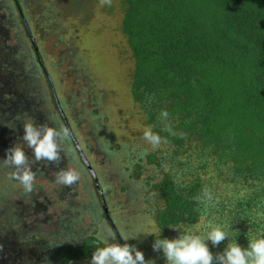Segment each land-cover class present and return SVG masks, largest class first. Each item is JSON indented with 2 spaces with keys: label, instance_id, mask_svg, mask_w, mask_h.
I'll return each mask as SVG.
<instances>
[{
  "label": "trees",
  "instance_id": "1",
  "mask_svg": "<svg viewBox=\"0 0 264 264\" xmlns=\"http://www.w3.org/2000/svg\"><path fill=\"white\" fill-rule=\"evenodd\" d=\"M27 5L0 2L6 11L0 13V52L19 50L36 71L41 49ZM121 6V31L135 61L130 96L165 147L159 161L148 156L160 173L150 184L157 196L149 212L156 233L141 250L145 259L166 264L162 251L153 250L155 238L173 239L185 229L204 235L210 221L228 234L219 246L206 241L214 255L234 240L246 248L249 239L264 235V0H121ZM45 16L50 20L51 11ZM8 39L15 45H5ZM31 76V84L39 82ZM9 99L1 88L0 110L7 117ZM162 110L167 121L160 119ZM165 123L171 132L163 130ZM105 140L108 161L124 165L129 151L111 137ZM26 155L34 175L48 177L33 154ZM205 190L212 200L201 202ZM133 236L137 232L127 235ZM135 240L123 239L142 245ZM102 246L92 236L75 245L59 243L58 261H89Z\"/></svg>",
  "mask_w": 264,
  "mask_h": 264
},
{
  "label": "rangeland",
  "instance_id": "2",
  "mask_svg": "<svg viewBox=\"0 0 264 264\" xmlns=\"http://www.w3.org/2000/svg\"><path fill=\"white\" fill-rule=\"evenodd\" d=\"M25 1L29 2L27 12L35 18L32 28L38 35L41 49V58L35 61H43L60 100L66 102L72 121L77 122L75 136L90 146L91 156L87 159L93 163L94 170L101 173L107 208L120 234L127 239L128 234L137 232L136 240L142 244L137 247L146 251L150 236L156 233L149 212L157 196L150 184L157 182L159 177L156 175L160 173L156 165L148 162V156L157 155L159 161L165 147L162 140L155 149L144 140L143 132L149 125L130 96L135 61L121 31V0H111L110 4L101 0ZM48 11L52 13L50 20L45 16ZM5 12L4 9L0 11L1 14ZM13 36L12 29L10 38ZM5 43L14 46L15 40L8 39ZM3 52H0V91L13 80L3 76L17 72L19 77L11 82L10 92L5 91L9 100L16 101L13 96L21 94L24 71L31 72V63L19 50ZM37 81L41 90L30 89L29 93L37 115L26 117L29 112H23L25 107L21 103L10 102V108L15 109L11 117L18 122L22 118L23 124L32 122L40 127V114L48 108L50 112L54 110V103L46 77L43 75ZM20 112H23L22 116ZM0 119H4L1 110ZM15 122L13 119L0 121V132L3 133L0 136L3 139L0 143V264H60L54 258V240L77 244L92 236L102 242L105 238L118 242L106 217L104 221L101 219L102 209L94 189L83 188L86 173L79 156L80 160L66 162L65 168H59L72 169L80 176L62 197L60 189L63 185L57 184L55 175L51 174L50 177L34 175L33 190L25 192L10 172L11 166L3 161L7 150L16 144L12 141L19 131ZM105 136L111 137L118 149L129 151V157H123L124 165L111 163L105 154L99 153L102 146L104 150L109 147ZM61 150L63 154L70 151L66 142L62 143ZM132 161L139 166L132 165ZM41 164L36 165L37 168ZM32 237L37 242H45V247L51 250L50 255L41 252H46L44 247L41 251L30 244L28 247L27 241ZM90 261L70 264H90Z\"/></svg>",
  "mask_w": 264,
  "mask_h": 264
},
{
  "label": "clouds",
  "instance_id": "3",
  "mask_svg": "<svg viewBox=\"0 0 264 264\" xmlns=\"http://www.w3.org/2000/svg\"><path fill=\"white\" fill-rule=\"evenodd\" d=\"M102 3L110 4L111 0H101ZM44 70V75L48 82L50 75ZM47 82V83H48ZM53 84V80H52ZM54 86V85H53ZM168 112L162 110L160 119L167 121ZM24 135L22 140L28 148L33 150V157L36 161L46 160L51 164H58L61 161V141H67L70 130L61 126L59 129L41 125L37 127L32 122L23 124ZM164 131L171 132V126L165 123ZM143 138L153 149L161 144V137L148 127L143 132ZM4 163L16 169L15 178L23 185L25 192L33 190L34 173L31 170L29 160L25 151L18 143L14 144L6 152ZM77 171L72 169H60L56 176L57 184L71 187L79 180ZM212 200L208 190L204 191L201 202ZM208 205L205 204L207 209ZM206 234H196L187 229L173 239L155 238L152 245L154 251H162L166 258V264H264V235L249 239L246 248L240 246L236 240L228 242L222 252L215 255L209 249L206 241H210L213 246H219L228 234L223 230V226L209 222ZM138 236V235H137ZM137 236L123 239H135ZM114 240V238H112ZM104 246L97 247L93 252L90 264H155L153 260H146L143 252L135 245L127 242H110L108 238L103 241Z\"/></svg>",
  "mask_w": 264,
  "mask_h": 264
},
{
  "label": "flooded vegetation",
  "instance_id": "4",
  "mask_svg": "<svg viewBox=\"0 0 264 264\" xmlns=\"http://www.w3.org/2000/svg\"><path fill=\"white\" fill-rule=\"evenodd\" d=\"M38 64H39L38 67H39V69L41 71L40 70L33 71L30 68L31 72L28 73V72H25L24 69H22V72L24 71V76H23V79H24V82H23V90H22L21 94H19V93L15 94L16 101H14V100H8L9 103L10 102H13L16 105L21 103L22 106L25 107V109L23 110V112H29V114H25L26 117H30V116L35 117L37 115L35 113V109L31 105V104H33V102H32L33 101V98L32 97H29L30 96L29 93H30V89H32V90L34 89V90H37L38 91V90H41L42 86H41V84L39 82H37L36 84H30L29 78H33L31 75H38V77H36L37 80L40 77H43L44 70H45V68H43L44 67V63L40 59V61H38ZM41 66H42V68H41ZM35 69H36V67H35ZM3 77H5L7 79H11L12 78L13 80H15L17 77H19V74L17 72L12 71V72H10V74H7V75H5ZM13 80H10L8 82V84H10ZM48 84H49L50 90H51V92L53 94L52 96L56 100L55 101L56 102V105L53 104L54 110H52L51 112L49 111V108H48L47 109L48 111L43 112V113L40 114V118L38 120L39 123H41L42 125H47L48 127L57 128V129H59L61 126H63L65 128H68L69 130L72 129L73 130L72 132H74V133H72L71 130H70V133H71L70 138L67 141H61L60 144H59V148L60 149H61L62 143H64V142H66L68 144V147L70 148V151H67V154H63L62 153V150H61L60 155H61V160H63V162H59L58 164H51L48 161L46 163L45 160L36 161L35 159H33L32 162L34 164H38V165L42 163L40 165V166H42L41 170L42 169L43 170H46V172L49 174L48 177H50V174L52 176L53 175L56 176L57 172L59 171L60 166H62V168H65L64 166H65L66 162L67 163H69V162L75 163L77 160H80L81 159L80 164H82V167H83V169H84V171L86 173L85 176H84V178H83V181H86V183H83L82 184L83 185V188H86V186H87V188H89V186H90V189H94V191L96 193L95 196L98 199L97 200L98 201V205L102 209V212H101L102 213V218L101 219L104 221V216H105L106 217V220H107V223L110 225L109 218H111L112 220H113V218L111 217L112 215H111V212L109 210V207H108V212L104 208V202H106V204H107V199H106V197L104 195L105 192H104L103 178L101 176V173H99V171H97V170L95 171L94 170V167H93V163L89 161L92 169L96 172L98 181L100 182L102 180V185H101V182H100L99 183L100 184L99 187H97L96 180H95L94 176L91 174V172L88 169V167L83 162V160L81 158V153L79 151V147H80L82 149V151L84 152V154L86 155V157L91 156V153H90L91 149L89 148L90 146L87 147L86 142H84L83 139H80V138L77 139V137L75 136L76 131H74V128H76L77 122L75 123L73 121V123H71V119L72 118H71L70 114L68 113L69 109L67 108L66 102L60 100L59 92L57 91V89L55 88V86H52V84L50 82H48ZM2 88H5V91L10 92L9 90L11 89V86L5 85ZM14 110L15 109L14 108L11 109L10 108V105H9L8 110H7L8 113H9L8 115L9 116H13L14 113H15ZM23 112H20L21 113V116H22V113ZM1 114L4 116V119H2V120L0 119V121L7 122V121H10V120L13 119L14 122L16 121L15 123L17 125V128H19V131L16 132V135L13 137V140L12 141L15 142V143H18L19 146H21L23 148V150L25 151V154L26 153L33 154V150L31 148L29 150V148L27 147V145L25 144V142L22 140V137L24 135V127H23V121L24 120L22 118H20V122H18L17 119H14V118H11V117H7V115L5 113H1ZM44 121H45V123H44ZM37 127H38V125H37ZM2 135H3V133L0 132V136H2ZM0 143H3V139L1 137H0ZM64 153H66V152H64ZM99 153H101L103 155H104V153H106L104 151V147L103 146H102L101 151H99ZM77 156H79L80 159ZM46 166H49V167L46 168ZM50 168H51V170H50ZM10 169H11L10 172L12 174H15L16 173V169L14 167H11ZM13 172H15V173H13ZM92 179H93V182L91 181ZM66 188H67V190H66ZM69 189H70V187L62 186L61 189H60V191H61V197L65 194L66 191H69ZM111 229L113 230L112 227H111ZM113 232H114V235L116 236V239L118 240V242L120 244H122V242L120 241V239L118 238V236L116 235V233H115L114 230H113ZM27 242H28L27 243V246L28 247H30L29 246V244H30L31 246H34L35 249L37 248L39 251L43 250V247H44V249L46 250V252L45 251H41V252L44 253V255H50L51 250L48 247H45V242L44 243L37 242V239L36 238L34 239L33 237H32V239L30 238ZM52 243L54 244V246H56V248L54 249V258L59 263L58 256H57V251H58L57 250V245L59 244V242H57V240H54V242H52ZM71 244L75 245L76 243L75 244L74 243H71ZM47 245H48V243H47ZM36 255L37 256H40L41 254H36ZM13 258H14V256H13Z\"/></svg>",
  "mask_w": 264,
  "mask_h": 264
},
{
  "label": "water",
  "instance_id": "5",
  "mask_svg": "<svg viewBox=\"0 0 264 264\" xmlns=\"http://www.w3.org/2000/svg\"><path fill=\"white\" fill-rule=\"evenodd\" d=\"M25 24H26V26H27V28H28V31H29V34H30V36H32V33H31V31H30V28H29V26H28V24H27V22L25 21ZM33 42H34V44H35V40L33 39ZM45 73H46V71H45ZM48 80L50 81V83L52 84V80H51V78L48 76ZM52 86H53V84H52ZM70 128V127H69ZM71 130V132H72V129H70ZM73 133V132H72ZM74 135V134H73ZM78 144V143H77ZM79 147V146H78ZM79 151H80V153H81V158H82V160H83V162L85 163V165L88 167V169L90 170V172H91V174L94 176V178H95V180H96V185H97V187H99V181H98V178H97V175H96V172L92 169V167H91V165H90V163H89V161H88V159H87V157H86V155L84 154V152L82 151V149L79 147ZM104 208H105V210L108 212V208H107V204H106V202H104ZM106 212V213H107ZM109 223H110V225H111V227L113 228V230L117 233V235L119 236V239H120V241L122 242V244L124 243V241H123V239H122V237H121V235H120V232L118 231V228H117V226H116V224L114 223V221L111 219V218H109Z\"/></svg>",
  "mask_w": 264,
  "mask_h": 264
}]
</instances>
